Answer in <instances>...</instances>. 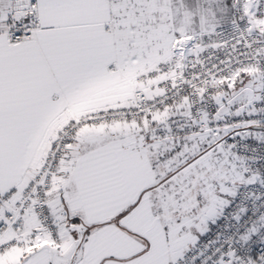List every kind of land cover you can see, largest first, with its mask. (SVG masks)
I'll use <instances>...</instances> for the list:
<instances>
[{"label":"snow or ice","instance_id":"1","mask_svg":"<svg viewBox=\"0 0 264 264\" xmlns=\"http://www.w3.org/2000/svg\"><path fill=\"white\" fill-rule=\"evenodd\" d=\"M0 264H264V0H0Z\"/></svg>","mask_w":264,"mask_h":264}]
</instances>
